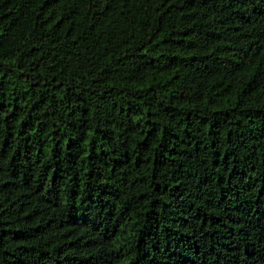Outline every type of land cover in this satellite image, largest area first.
Listing matches in <instances>:
<instances>
[{
  "label": "trees",
  "instance_id": "16d2710c",
  "mask_svg": "<svg viewBox=\"0 0 264 264\" xmlns=\"http://www.w3.org/2000/svg\"><path fill=\"white\" fill-rule=\"evenodd\" d=\"M0 264H264V0H0Z\"/></svg>",
  "mask_w": 264,
  "mask_h": 264
}]
</instances>
